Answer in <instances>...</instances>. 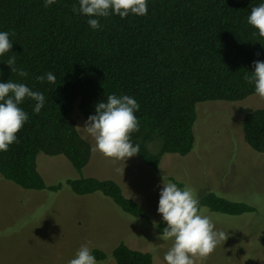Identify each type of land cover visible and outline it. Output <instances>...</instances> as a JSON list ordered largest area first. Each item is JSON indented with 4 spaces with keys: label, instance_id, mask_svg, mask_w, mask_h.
Masks as SVG:
<instances>
[{
    "label": "trees",
    "instance_id": "1",
    "mask_svg": "<svg viewBox=\"0 0 264 264\" xmlns=\"http://www.w3.org/2000/svg\"><path fill=\"white\" fill-rule=\"evenodd\" d=\"M264 0H147L145 16L114 13L100 18L92 29L88 17L73 11L79 0H0V31H8L13 48L0 56V82H20L45 96L40 113L30 98L20 105L28 114L18 143L0 152V175L31 191L59 192L64 186L78 195L100 193L123 212L139 218L143 208L124 195L112 179L78 177L47 185L38 169V156H62L77 173L89 164L92 145L77 131L73 112L77 104L88 120L107 96L128 95L140 105L135 115L138 132L131 134L137 156L158 169L166 154L186 156L195 146L197 105L243 101L255 94L245 75L254 62H264V39L247 23L251 8ZM12 33H15L12 35ZM16 57V67L27 77L11 73L5 62ZM52 72L55 83L37 77ZM244 141L264 154V108L242 119ZM199 200L201 209L230 216L256 212L211 192ZM161 233L163 220L157 224ZM96 261L108 258L93 249ZM115 264H153L149 252L119 243L110 255Z\"/></svg>",
    "mask_w": 264,
    "mask_h": 264
},
{
    "label": "rangeland",
    "instance_id": "2",
    "mask_svg": "<svg viewBox=\"0 0 264 264\" xmlns=\"http://www.w3.org/2000/svg\"><path fill=\"white\" fill-rule=\"evenodd\" d=\"M258 108H264V100L257 95L235 103L198 104L193 151L166 154L156 170L137 155L113 164L92 152L79 174L62 156H38L48 186L78 177L112 179L141 205L139 218L100 193L78 196L68 186L57 193L25 190L0 175V264H68L83 244L91 253L97 248L108 254L97 264H115L111 251L122 242L152 254L153 264H166L163 257L172 241L156 238L163 220L158 205L164 176L181 188L190 186L198 199L213 192L256 208L242 216L201 209L228 238L196 264H264V154L250 149L242 133L243 117ZM73 118L80 127L87 121L77 104ZM79 132L84 136L82 128ZM85 139L93 146L90 137Z\"/></svg>",
    "mask_w": 264,
    "mask_h": 264
},
{
    "label": "clouds",
    "instance_id": "3",
    "mask_svg": "<svg viewBox=\"0 0 264 264\" xmlns=\"http://www.w3.org/2000/svg\"><path fill=\"white\" fill-rule=\"evenodd\" d=\"M54 3L56 0H45V7ZM73 11L88 17L87 23L96 30L101 28L100 18H108L113 13L121 18L129 14L142 17L147 15L148 5L147 0H79V7L74 4ZM247 23L264 39V3L251 8ZM9 37L8 31H0V56L13 48ZM5 62L10 66L11 73L28 76L27 71L16 67L15 56ZM37 79L41 83L45 79L53 84L56 81L52 72ZM244 79L254 83L255 94L264 100V62L255 61L254 71L245 75ZM26 98L35 102L34 112L40 113L45 103L43 93L33 91L24 83L12 80L0 82V152H7L10 145L19 142L17 134L29 119L20 107ZM139 108L137 101L128 95H108L106 102L97 104L96 114L90 115L83 127L76 126L77 131L82 128V138L90 137L94 142L93 153L100 154L113 164L125 163L140 153V146L131 142V134L140 130L135 115ZM159 195L158 213L162 215L166 227L156 238L164 242L172 241L163 257L166 264H196L197 260L208 258L219 244L227 240L228 235L216 230L211 219L201 213L199 200L190 186L181 188L164 176ZM68 264H97V261L88 244H83Z\"/></svg>",
    "mask_w": 264,
    "mask_h": 264
}]
</instances>
